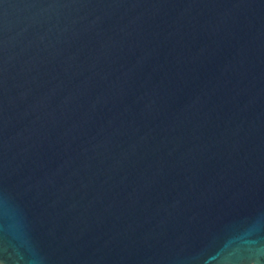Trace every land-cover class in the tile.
<instances>
[{
  "label": "water",
  "instance_id": "95a60500",
  "mask_svg": "<svg viewBox=\"0 0 264 264\" xmlns=\"http://www.w3.org/2000/svg\"><path fill=\"white\" fill-rule=\"evenodd\" d=\"M0 264H264V0H0Z\"/></svg>",
  "mask_w": 264,
  "mask_h": 264
}]
</instances>
